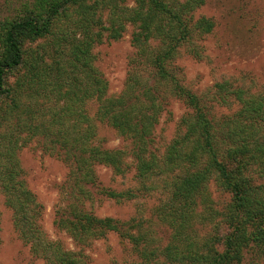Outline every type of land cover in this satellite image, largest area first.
<instances>
[{
  "label": "trees",
  "instance_id": "obj_1",
  "mask_svg": "<svg viewBox=\"0 0 264 264\" xmlns=\"http://www.w3.org/2000/svg\"><path fill=\"white\" fill-rule=\"evenodd\" d=\"M15 1L3 0L9 13L0 12V128H6L0 133V195L34 252L50 264H91L82 249L116 232L131 242L140 257L136 264H260L264 89L231 80L216 83L214 99L239 105L233 114L216 118L209 95L185 86L176 64L183 48L201 57L197 40L215 28L212 18L196 16L204 0H135L132 6L128 0H21L19 6ZM129 25L136 54L125 89L110 95L92 50L122 38ZM42 38L50 41L32 45ZM28 87L32 92L25 98ZM54 96L62 104L41 121L46 109L41 99ZM170 97L188 111L161 152L154 133L162 115L170 112ZM91 100L99 104L94 116L86 108ZM96 119L115 131L122 146H106ZM37 135H44L45 147L70 168L61 187L66 205L58 208L54 223L80 243V250H67L40 235V206L22 179L18 157L21 145ZM100 165L127 186H106L97 171ZM214 179L231 199L208 216L213 232L201 235L195 226L198 200ZM150 196L159 200L154 216L172 231L165 246L157 245L148 230L152 220L144 215L126 220L99 216L86 204Z\"/></svg>",
  "mask_w": 264,
  "mask_h": 264
},
{
  "label": "rangeland",
  "instance_id": "obj_2",
  "mask_svg": "<svg viewBox=\"0 0 264 264\" xmlns=\"http://www.w3.org/2000/svg\"><path fill=\"white\" fill-rule=\"evenodd\" d=\"M0 1V12L6 15L8 9L3 7V0ZM20 3L21 0L15 1L16 6ZM127 4L132 6L135 0H128ZM197 15L212 18L215 28L212 33L197 40L196 45L201 50V57L190 54L189 49H182L176 59L182 83L199 95H209L212 101V115H216V118L233 114L239 105L229 107L219 99H214L212 92L216 83L225 80L233 81L236 86H254L260 91L264 89V0H204V4L196 11ZM133 30L134 27L129 25L122 38L105 40L96 44L92 50L95 55L94 66L107 79L110 95L119 94L126 87L130 59L136 54V47L132 43ZM44 41L49 42L50 39L42 38L32 45L37 46ZM45 61H49L47 54ZM15 81L16 77H13L11 82ZM31 92L32 88L28 87L23 96L27 98ZM169 100L170 112L162 115L154 133V145L161 152L176 136L181 118L188 111L180 100L174 97ZM41 101L46 107L41 121L50 119V112L62 104L55 96L52 100L43 98ZM98 105L95 100L86 103L89 116L97 113ZM95 121L100 136L107 139V147L122 146L124 141L110 126L97 119ZM5 131V126H2L0 133ZM43 138L44 135L33 136L18 149L22 179H25L27 186L35 194L40 206L41 215L36 218L41 229L40 235L46 241H59L67 250H80V243L67 230L58 228L54 223L58 208L66 205L61 187L68 178L70 168L58 155L52 154V148L45 147ZM97 171L106 186H127L123 185L125 179L115 175L111 168L100 165ZM133 175L134 171L128 174L127 179H131ZM230 199L231 195L224 192L215 179L208 184L198 200V216L195 221L196 230L201 235L213 232L208 216H212L215 209L223 210ZM158 202L156 196H150L121 203L105 198L103 201L96 200L86 204L99 216L126 220L144 215L152 220L148 230L161 247L169 242L172 231L154 216V207ZM203 215L206 220L200 219ZM14 222L13 209L6 204L5 196L0 195V264H50L42 255L34 252L33 242L30 238L23 237ZM82 251L91 258V264H136L140 261L131 242L122 239L116 232H109L107 237L95 240ZM260 264H264V259Z\"/></svg>",
  "mask_w": 264,
  "mask_h": 264
}]
</instances>
